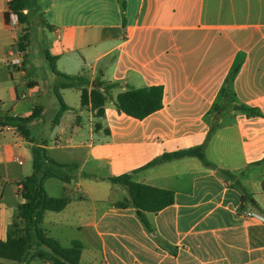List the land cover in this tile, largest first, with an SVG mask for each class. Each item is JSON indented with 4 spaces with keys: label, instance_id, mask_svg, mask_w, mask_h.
Returning <instances> with one entry per match:
<instances>
[{
    "label": "crops",
    "instance_id": "obj_1",
    "mask_svg": "<svg viewBox=\"0 0 264 264\" xmlns=\"http://www.w3.org/2000/svg\"><path fill=\"white\" fill-rule=\"evenodd\" d=\"M9 1L0 0V109L38 117L29 123L34 142L0 124V239L22 220V181L37 144L47 167L72 177L43 179L39 171L34 186L69 198L45 211L44 227L64 246L80 240L83 264H264V0H124L125 8L119 0H31L29 25L16 27L5 20ZM17 57L20 64H9ZM236 66L227 103L221 90ZM57 71L86 74L90 89L96 78L118 81L114 95L159 85L163 106L138 118L110 100L99 115L77 87L58 95ZM201 145L213 165L184 155L142 168ZM128 172L174 192L172 204L145 212L148 224L109 179ZM243 189L259 207L242 200Z\"/></svg>",
    "mask_w": 264,
    "mask_h": 264
},
{
    "label": "trees",
    "instance_id": "obj_2",
    "mask_svg": "<svg viewBox=\"0 0 264 264\" xmlns=\"http://www.w3.org/2000/svg\"><path fill=\"white\" fill-rule=\"evenodd\" d=\"M119 1L125 8V1ZM25 9H31V0H10L8 8L4 12L6 22L9 23L11 13L15 12L18 14L20 22L29 25V15L24 12ZM47 25L50 27L49 24ZM28 37V32H25L20 39L19 45L22 50L26 49L24 41L28 40ZM46 55L51 61L52 66H54V57L48 51H46ZM237 72L238 66L228 75L221 90L222 99L227 103L233 102L234 92L232 85ZM89 82L90 78L86 74L69 75L57 71L55 86L59 96L60 89L62 88H79L82 93V103L91 102L99 115H102L104 105L110 100L114 101L118 110L138 118H143L163 106L164 89L159 85L140 88L129 87L125 91L114 95V90L121 85L120 82L96 78L93 81L94 86L92 90L88 91L85 85H88ZM65 107L67 106L64 105ZM219 108L220 106H217V109ZM242 110L250 115L260 113L259 110L247 105H242ZM36 117H38L36 110L31 115L24 117L8 113L4 114L0 109V124H13L17 126L22 135L30 142H34V138L30 135L29 123ZM31 151L33 171L22 181L21 194L24 202L19 205L22 220L21 222H14L12 224L9 228L7 239H0V257L18 262H27L39 257L43 260L52 261L53 264H83L81 262L83 243L80 240L74 239L70 246H64L57 238L50 236L44 227L45 211L47 209H62L69 201V198L49 196L42 182L39 186H34L39 181L38 173L41 170H44L43 179L59 177L65 181H70L72 177L68 174H62L55 168L46 166L47 155L43 147L32 144ZM184 155L198 156L206 165H213L206 157L204 145H201L172 153H165L142 168L159 161ZM50 162L56 166L64 165L55 160H50ZM74 165L77 166L78 164ZM220 170L230 176H237L229 170ZM109 179L113 183L121 184L127 189L130 202L136 207L138 215L146 224H148L145 216L146 211L157 212L174 202V192L172 190L136 182L133 180L131 172L110 176ZM242 200L250 201L259 207L253 195L245 189H243ZM34 247H37V249L33 250Z\"/></svg>",
    "mask_w": 264,
    "mask_h": 264
},
{
    "label": "built area",
    "instance_id": "obj_3",
    "mask_svg": "<svg viewBox=\"0 0 264 264\" xmlns=\"http://www.w3.org/2000/svg\"><path fill=\"white\" fill-rule=\"evenodd\" d=\"M21 23L22 22H20L18 14H16L15 12H12L11 16H10L9 24L16 27V26H19ZM8 62H9V64H20L22 62V59H21V57L9 58ZM258 217L261 219H264V217H262V216L258 215Z\"/></svg>",
    "mask_w": 264,
    "mask_h": 264
},
{
    "label": "rangeland",
    "instance_id": "obj_4",
    "mask_svg": "<svg viewBox=\"0 0 264 264\" xmlns=\"http://www.w3.org/2000/svg\"><path fill=\"white\" fill-rule=\"evenodd\" d=\"M33 40H34V43H33V44H34V48L37 49V48H38V45H37L38 42H35V41H36L35 39H33ZM35 53H36V51H35ZM90 85H91L90 82H89L88 85H85V87L88 89V91H91L92 88H93V86H92V88L90 89ZM75 92H76V91H71V94L74 95V94H76ZM74 96H76V95H74ZM74 100H75V98H72V99H71V101H74ZM30 166H31V168L33 167L32 164H30ZM35 249H37V247H34V248H33V250H35Z\"/></svg>",
    "mask_w": 264,
    "mask_h": 264
},
{
    "label": "water",
    "instance_id": "obj_5",
    "mask_svg": "<svg viewBox=\"0 0 264 264\" xmlns=\"http://www.w3.org/2000/svg\"><path fill=\"white\" fill-rule=\"evenodd\" d=\"M236 109H240L241 108V106H239V105H235L234 106Z\"/></svg>",
    "mask_w": 264,
    "mask_h": 264
}]
</instances>
